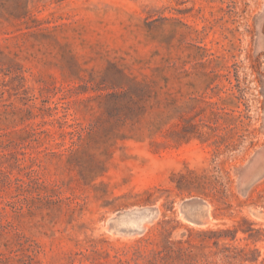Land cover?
I'll return each instance as SVG.
<instances>
[{
    "label": "rangeland",
    "instance_id": "374dc122",
    "mask_svg": "<svg viewBox=\"0 0 264 264\" xmlns=\"http://www.w3.org/2000/svg\"><path fill=\"white\" fill-rule=\"evenodd\" d=\"M0 264H264V0H0Z\"/></svg>",
    "mask_w": 264,
    "mask_h": 264
},
{
    "label": "bare ground",
    "instance_id": "6f19581e",
    "mask_svg": "<svg viewBox=\"0 0 264 264\" xmlns=\"http://www.w3.org/2000/svg\"><path fill=\"white\" fill-rule=\"evenodd\" d=\"M134 213H136V211L135 212H130V214L129 215H131V216H133V217H131V218H129L128 220H127V228H128V230L129 231H133V233L134 232H140V231H143L142 229H144L143 228V223L144 222H146V221H150L154 216H155V211H153V210H151L150 212H148V213H146L145 215H143V216H140V215H137V214H134ZM138 214H139V212H138ZM201 216V215H200ZM208 216V215H207ZM209 217V216H208ZM200 218V217H199ZM154 219V218H153ZM152 219V220H153ZM210 222V221H209ZM115 226H119L118 224H114ZM122 227V226H121ZM120 230H122L121 228H120ZM126 230V229H125ZM123 232V231H122ZM129 233V232H128ZM132 233V232H131Z\"/></svg>",
    "mask_w": 264,
    "mask_h": 264
}]
</instances>
